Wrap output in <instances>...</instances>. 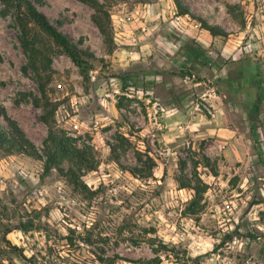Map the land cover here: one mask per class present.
I'll list each match as a JSON object with an SVG mask.
<instances>
[{
    "label": "rangeland",
    "instance_id": "obj_1",
    "mask_svg": "<svg viewBox=\"0 0 264 264\" xmlns=\"http://www.w3.org/2000/svg\"><path fill=\"white\" fill-rule=\"evenodd\" d=\"M31 1L90 68L52 43L49 130L0 1V127L37 151L0 147V264H264V0H99L111 48L87 4Z\"/></svg>",
    "mask_w": 264,
    "mask_h": 264
},
{
    "label": "trees",
    "instance_id": "obj_2",
    "mask_svg": "<svg viewBox=\"0 0 264 264\" xmlns=\"http://www.w3.org/2000/svg\"><path fill=\"white\" fill-rule=\"evenodd\" d=\"M6 4L16 3V22L20 29V43L28 54L29 66L35 73L36 82L43 102L38 97L33 99L36 106H42L44 114L41 116L42 121L52 129L54 122V107L47 99V87L51 81V53L52 43L58 46L72 62L78 67L79 71L85 76L88 73L90 64L86 58V53L78 47L69 36L55 28L48 18L39 10L31 0H0ZM90 6L93 13V21L99 32L103 35L104 42L108 47L113 46L112 21L109 9L99 0H79ZM177 6L181 8L179 2ZM200 26L206 29L212 36L226 35V32L210 25L204 19L200 18ZM34 25L39 32L32 35ZM0 114L5 116L3 109L0 108ZM0 147L6 152L22 151L31 155H37L34 146L24 137L15 125L11 131H6L0 127ZM77 155L78 152H74Z\"/></svg>",
    "mask_w": 264,
    "mask_h": 264
},
{
    "label": "built area",
    "instance_id": "obj_3",
    "mask_svg": "<svg viewBox=\"0 0 264 264\" xmlns=\"http://www.w3.org/2000/svg\"><path fill=\"white\" fill-rule=\"evenodd\" d=\"M176 18H177V19H179V18H180V16H177Z\"/></svg>",
    "mask_w": 264,
    "mask_h": 264
}]
</instances>
